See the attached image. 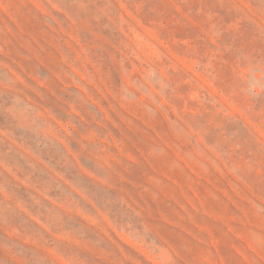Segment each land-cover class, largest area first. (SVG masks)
I'll use <instances>...</instances> for the list:
<instances>
[{"label":"rangeland","instance_id":"rangeland-1","mask_svg":"<svg viewBox=\"0 0 264 264\" xmlns=\"http://www.w3.org/2000/svg\"><path fill=\"white\" fill-rule=\"evenodd\" d=\"M0 264H264V0H0Z\"/></svg>","mask_w":264,"mask_h":264}]
</instances>
